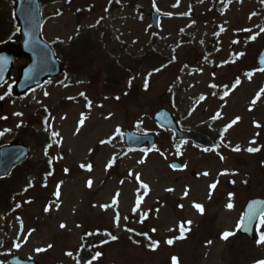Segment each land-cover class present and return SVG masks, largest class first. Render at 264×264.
<instances>
[{
  "label": "rangeland",
  "instance_id": "1",
  "mask_svg": "<svg viewBox=\"0 0 264 264\" xmlns=\"http://www.w3.org/2000/svg\"><path fill=\"white\" fill-rule=\"evenodd\" d=\"M52 4L44 11L43 35L49 43L59 44V53L64 54L78 34L93 29L106 40L113 57L132 60L154 48L166 65L160 70L149 64L136 67L129 83L119 86L121 100L104 92L103 62L89 69L87 79L63 75L18 99L11 98L9 85L1 89V117L6 119L0 118V145L22 142L31 152L15 176L20 187H30L28 193L16 212L0 213V264H8L15 254L39 264H172L173 257L178 264L264 260V244L258 242L264 226H259L257 242L237 231L246 202L264 198V74L255 69L264 45V0ZM152 10L160 17L157 32L150 23ZM9 11L5 4L0 15ZM26 63L22 59L16 64L12 80ZM129 66L130 61L124 63ZM219 94L224 102L218 100ZM176 102L184 127L211 123L215 150L176 145L169 133L158 134L154 113L162 107L173 112ZM125 129L157 133V146L150 151L125 150ZM32 131L33 142L27 138ZM248 148L260 150L249 153ZM48 157L57 172L41 182L33 166L42 168ZM178 160L182 171L170 167ZM141 187L144 198L138 208ZM197 204L203 206V214ZM147 215L148 221L138 225ZM181 226L185 238L177 239ZM86 227L117 237L93 260L77 252ZM132 231L147 232L158 246L153 250L145 242L137 243ZM225 232L235 234L224 240ZM169 239L172 245L167 244ZM41 248L46 251H36Z\"/></svg>",
  "mask_w": 264,
  "mask_h": 264
},
{
  "label": "water",
  "instance_id": "2",
  "mask_svg": "<svg viewBox=\"0 0 264 264\" xmlns=\"http://www.w3.org/2000/svg\"><path fill=\"white\" fill-rule=\"evenodd\" d=\"M17 8L15 12L16 19L21 24L22 39L17 43H9L0 50V57H6L7 63H0V86L7 81L13 71L15 62L21 58H29L30 64L21 70V78L16 86V93L21 95L28 90L42 84L48 78H55L62 72V66L54 58L53 52L49 46L41 39V18L39 15V4L37 0H16ZM153 22L156 28V18L153 16ZM264 60V56H261ZM157 121L164 127L176 129V126L165 111L156 115ZM184 139L206 144L204 140L193 135H179ZM126 143L128 147L138 148L145 143L152 146L155 144L153 136H139L127 131ZM28 149L24 146L14 145L0 149V176L8 174L10 169L17 163H20L27 156ZM174 167L181 168L179 164ZM264 213V201L254 200L249 203L244 217V227L242 234H247L254 238L252 234L254 222ZM249 216L252 217L249 222ZM11 264H34L22 261L15 256L10 260Z\"/></svg>",
  "mask_w": 264,
  "mask_h": 264
},
{
  "label": "trees",
  "instance_id": "3",
  "mask_svg": "<svg viewBox=\"0 0 264 264\" xmlns=\"http://www.w3.org/2000/svg\"><path fill=\"white\" fill-rule=\"evenodd\" d=\"M9 22L13 24L14 34V32L16 31V24L11 20H9ZM7 38L8 34L6 32V21L0 20V44L4 43ZM148 57H150L154 61L157 60L154 59L157 57V54L154 51H151L148 55H145L143 57L144 61H146ZM66 59L70 61L71 65L69 66L72 68V71L77 74L83 72L85 73V71L93 68L94 66H97L100 62H103L105 67V76L107 77L108 81L110 77V66H112L113 72L117 69L112 62L109 63V59L106 54L99 52V43L95 42L88 44V42L84 39L75 42L74 45L69 48ZM127 73H129L128 70ZM47 171L48 168L45 167L43 169V174L47 173ZM17 191L18 186L11 181V178L7 180H0V210H10L17 198V196L15 195ZM87 231L88 232L84 235L81 247L78 249V251L84 257L90 258L91 256H94L97 251L98 238L95 237V235L98 233L99 229L94 233H91V229H87Z\"/></svg>",
  "mask_w": 264,
  "mask_h": 264
},
{
  "label": "snow or ice",
  "instance_id": "4",
  "mask_svg": "<svg viewBox=\"0 0 264 264\" xmlns=\"http://www.w3.org/2000/svg\"><path fill=\"white\" fill-rule=\"evenodd\" d=\"M154 4H155V0H154ZM261 31H264V29H261ZM253 39H255V37H253ZM239 55H244L243 53H240ZM8 61H7V58L6 57H0V63H7ZM258 71H261V72H264V68H260V69H258ZM246 75H248L249 76V78L251 77V73H248V74H246ZM236 83L237 84H239V80H237L236 81ZM213 87H215V85H213ZM262 92H264V89H262L261 90ZM45 95H47V93H45ZM83 95V94H82ZM0 99H3V97H0ZM117 99H119V97H117ZM15 115H22L21 113H16ZM217 115H219V113L217 114ZM0 118H3V119H6V117H0ZM238 119V118H237ZM81 123V125L83 124V121H81L80 122ZM45 124H47V121H45ZM20 125H18V127H19ZM257 127H259V125H257ZM47 130V129H46ZM117 132H119V129L117 130ZM0 135H3V133H0ZM54 135H58V134H54ZM101 143H110V140L109 141H102ZM253 143H255V141H253ZM260 149H258V148H248L247 149V151L249 152V153H253V152H257V151H259ZM234 151H240V149L239 148H236V149H234ZM140 163H144V161L143 160H141V161H139ZM112 165L111 164H109L108 165V167H111ZM81 167H84L83 165H81ZM88 168H89V170H91V166L89 165L88 166ZM204 175H208V173H204ZM91 183H92V181H88V186L90 187L91 186ZM144 187L145 188H147V185H144ZM216 187V185L215 184H213V185H211V188H215ZM168 191H173L172 189H168ZM196 208H197V210L201 213V214H203V212H204V209H203V206L202 205H199V204H197V205H194ZM227 207L229 208V209H231L232 207H233V205L231 204V203H229L228 205H227ZM249 222H251V219H252V217L251 216H249ZM189 224L191 223V222H188ZM117 224H118V217H117ZM260 224H261V226H264V214H261V216H260ZM61 227H64V225H61ZM244 227V222H243V220L240 222V225L238 226V228H237V231H239L241 228H243ZM184 227L183 226H181V229H180V231H181V235L180 236H178L177 237V239H184L185 237H184V235H183V233H184ZM235 233L234 232H225V233H223V236H222V239H224V240H228L229 239V237H231V236H233ZM109 236H111V234L109 233L108 234ZM111 239L112 240H116L117 239V237L116 236H111ZM107 242V241H106ZM259 243H261V244H264V233H262L261 234V236H260V239H259V241H258ZM174 243V241L173 240H171V239H169L168 241H167V244H169V245H172ZM158 246V244H156V245H153V250H155V248ZM49 248L50 247H52L51 245H49L48 246ZM17 248H19V245H17ZM37 252H43V251H46V249H43V248H41V249H37L36 250ZM67 255H69V256H71L72 255V253H67ZM96 256L97 257H99L100 256V253H97L96 254ZM172 264H178V260H177V258H175V257H173L172 258ZM258 264H264V260H260V261H258Z\"/></svg>",
  "mask_w": 264,
  "mask_h": 264
}]
</instances>
